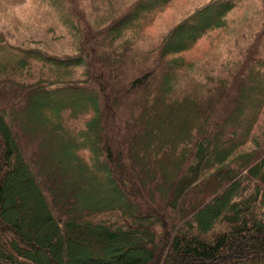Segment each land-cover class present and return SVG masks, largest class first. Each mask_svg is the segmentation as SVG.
Here are the masks:
<instances>
[{
  "label": "trees",
  "instance_id": "obj_1",
  "mask_svg": "<svg viewBox=\"0 0 264 264\" xmlns=\"http://www.w3.org/2000/svg\"><path fill=\"white\" fill-rule=\"evenodd\" d=\"M172 2L41 0L72 54L0 34V264H264V24L220 71L183 53L236 0L124 35Z\"/></svg>",
  "mask_w": 264,
  "mask_h": 264
},
{
  "label": "rangeland",
  "instance_id": "obj_2",
  "mask_svg": "<svg viewBox=\"0 0 264 264\" xmlns=\"http://www.w3.org/2000/svg\"><path fill=\"white\" fill-rule=\"evenodd\" d=\"M133 1L114 0V5L108 6L110 9L125 7L127 3ZM236 1L234 9L226 16L227 27L211 31L200 38L196 45L183 53L185 59L193 61L195 65H202L201 62H207L205 69L209 70L210 67H213L214 71H220L223 63L231 61L243 51L244 47L254 43L258 29L264 24V0ZM209 2L210 0H173L167 8L155 14L151 21L145 23L143 29L131 28L124 35L134 34L137 37L138 47L148 49L157 45L162 36L180 19ZM82 3L87 7L107 6V4L102 3V0H82ZM44 6L41 0H0V34L4 38L7 37L11 28L15 32V43L23 42L24 44H20L32 47V42L29 41L40 40L56 47L55 50L61 55L74 53V48L78 45L76 38L68 34L54 12L48 11ZM85 9L89 12L87 8ZM10 42L13 43L12 40ZM42 44L46 45L45 43ZM0 46L3 48L2 43ZM59 48L62 49L58 51ZM262 50L264 55V43ZM1 51L0 58L2 57L3 60L8 55L2 56ZM81 70L83 68L78 69V71ZM245 86L247 89L249 83L247 82ZM235 96L236 93L230 95L231 101ZM63 101L64 103H71L72 99L66 97ZM114 140L119 141V138L114 137ZM28 159L31 160L33 157L30 156Z\"/></svg>",
  "mask_w": 264,
  "mask_h": 264
}]
</instances>
